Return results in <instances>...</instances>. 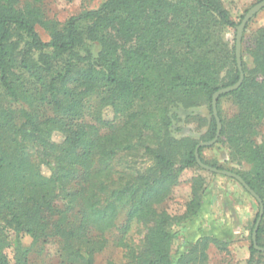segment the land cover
Instances as JSON below:
<instances>
[{"label":"trees","instance_id":"1","mask_svg":"<svg viewBox=\"0 0 264 264\" xmlns=\"http://www.w3.org/2000/svg\"><path fill=\"white\" fill-rule=\"evenodd\" d=\"M15 2L0 0V84L13 102L20 99L17 74L30 86L21 96L28 99L25 107L0 105V264H9L7 249L13 250L15 264L28 263L23 236L33 244L57 243L61 264H95L108 237L124 232L132 221L151 227L142 251L125 264H188L185 254L170 255L171 227L199 212L198 182L192 180L191 199L179 219L159 207L183 170L201 169L195 160L200 141L174 138L171 126L178 111L206 103L210 120L204 141L214 138L212 95L239 79L235 38L230 46L220 31L236 33L239 23L230 20L219 0H106L59 28L16 10ZM37 22L47 27L48 41L36 31ZM248 23L241 39L244 78L237 90L217 100L221 131L216 143L224 137L231 156L255 164L254 176L229 171L244 180L264 208V147L249 153L246 148L247 131L264 118V26L244 47ZM92 94L102 107L126 98L136 101V108L120 126L99 119L109 131L88 133L79 115ZM223 98H231L238 109L228 120L221 114ZM54 133L62 134L60 143L52 142ZM138 144L152 164L127 174L118 167L120 156ZM205 148H198L201 162L224 170L204 161ZM41 165L50 168L49 176ZM122 215L125 225L118 228ZM257 217L258 212L251 232ZM259 224L256 243L264 248V213ZM209 241L218 244L201 238L196 245L205 248ZM248 251L246 264H258L256 258L264 256L251 236Z\"/></svg>","mask_w":264,"mask_h":264},{"label":"rangeland","instance_id":"2","mask_svg":"<svg viewBox=\"0 0 264 264\" xmlns=\"http://www.w3.org/2000/svg\"><path fill=\"white\" fill-rule=\"evenodd\" d=\"M15 1L16 10L23 14L29 13L31 18L35 21L39 19L43 24L56 23L60 28L65 26L64 24L71 17L87 10L97 9L106 0ZM219 1L230 20L237 24L241 22L251 7L263 0ZM41 22L35 24V29L43 41H48L50 38L49 31ZM262 26H264V8L256 13L248 23L244 47L247 45L251 34ZM220 37L231 46L235 38L234 29H222ZM243 60L247 66H250V60L245 53ZM218 67L216 66V68ZM221 75L223 74L221 73ZM17 76L19 78L17 89L20 95L19 101L10 100L0 84L1 106L19 108L21 105L25 107L28 104V99L24 101L21 96L24 89H27L30 84L24 80V76L18 74ZM130 101L132 100L122 98L114 104V107H102L99 104V96L92 94L82 104L79 122L85 124L88 133L96 132L102 135L109 130L108 126L99 122V119L110 122L111 127L120 126L125 121L126 115L136 108V101ZM220 109L222 117L226 120L236 115L238 111L231 98L221 99ZM48 114L50 115L51 112ZM178 114L179 119L173 121L171 126V135L174 138L190 137L200 141V143L208 142L204 141L210 120V112L206 103L188 112L178 111ZM246 134L248 153L251 148L264 147V118ZM62 139L63 136L60 133H54L51 138L54 143H60ZM206 147L201 153L204 161L220 166L225 171L234 170L255 175V164L248 163L245 158L235 153L231 156L229 145L224 137L221 138V142ZM151 164L152 161L145 154L144 148L138 144L134 149L121 154L118 167L126 171L127 174H133L136 171H144ZM41 171L46 176L51 174L47 165H41ZM211 173L202 168L200 170H183L179 176L178 185L172 188L168 198L159 207L160 211L164 210L168 215L179 219L185 213L186 204L191 199L192 180L195 179L198 182L201 197L200 210L196 216L185 222L174 221L171 227L174 238L170 246V255L176 259L185 254V259L189 261L188 264H246L249 257L251 227L259 206L256 200L236 180L221 174ZM124 223L125 218L122 215L118 219L117 227H123ZM149 227L151 224L132 221L124 232L120 229V231L110 235L106 246L95 254V264L107 262L125 264L133 261L143 249ZM201 238L215 239L218 244L209 241L205 248L201 244L196 245ZM261 241L264 243V235ZM21 242L23 248L28 250L27 264H61L58 245L54 241L45 244H33L30 237L23 236ZM194 246L197 247L194 248ZM192 248H194V252L189 254ZM5 254L9 264H15L13 250L7 249ZM256 259H258V264H264V256Z\"/></svg>","mask_w":264,"mask_h":264},{"label":"water","instance_id":"3","mask_svg":"<svg viewBox=\"0 0 264 264\" xmlns=\"http://www.w3.org/2000/svg\"><path fill=\"white\" fill-rule=\"evenodd\" d=\"M263 8H264V0L257 3L253 7H251L246 12L243 19L239 23V25L236 27L235 62H236L237 69L239 71V79L235 84L228 86V87L221 88V89H219L213 93L212 98H211V110H212V115H213V117L215 119V123H216L215 136L211 141L199 143L197 145V147L195 148V160H196L197 165L200 168H202L206 171L221 174V175H224V176H227L229 178L236 180L245 189V191H247V193H249V195L257 201V203L259 205L258 217L255 221L254 228H253L252 233H251V240H252L253 247L256 250H259L261 252H264V248L258 247L257 243H256V233H257L258 227L260 225L259 223H260L262 216H263V213H264L263 204H262L260 198L257 196V194L253 190H251V188L244 182V180L239 175H237L236 173H232V172L225 171V170H220V169L210 167V166L202 163L200 158H199L198 148L214 145L220 136L221 123H220V120H219V117L217 114V108H216L217 100L221 95L235 91L241 86L243 78H244L243 71H241L242 70V65H241V39H242V34H243L244 28H245L246 24L249 22V20Z\"/></svg>","mask_w":264,"mask_h":264}]
</instances>
